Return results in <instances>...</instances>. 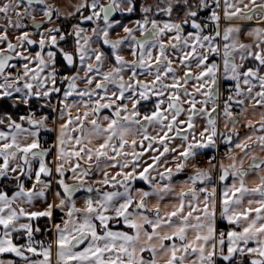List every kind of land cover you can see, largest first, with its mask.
Instances as JSON below:
<instances>
[{
	"label": "snow or ice",
	"instance_id": "1",
	"mask_svg": "<svg viewBox=\"0 0 264 264\" xmlns=\"http://www.w3.org/2000/svg\"><path fill=\"white\" fill-rule=\"evenodd\" d=\"M0 264H264V0H0Z\"/></svg>",
	"mask_w": 264,
	"mask_h": 264
}]
</instances>
